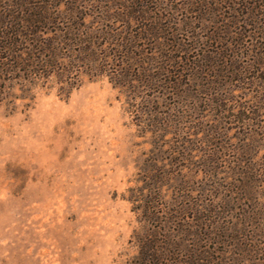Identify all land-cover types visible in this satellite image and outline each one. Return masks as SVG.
I'll use <instances>...</instances> for the list:
<instances>
[{
	"label": "rangeland",
	"instance_id": "374dc122",
	"mask_svg": "<svg viewBox=\"0 0 264 264\" xmlns=\"http://www.w3.org/2000/svg\"><path fill=\"white\" fill-rule=\"evenodd\" d=\"M193 24L203 36L216 26ZM234 48L184 65L181 106L154 100L173 121L184 116L170 121L161 153L106 77L68 97L34 89L12 111L0 103V264L124 263L139 226L126 190L146 167L183 175L167 195L208 189L204 201L223 207L213 228L246 233L258 223L248 215L264 224V40Z\"/></svg>",
	"mask_w": 264,
	"mask_h": 264
},
{
	"label": "trees",
	"instance_id": "16d2710c",
	"mask_svg": "<svg viewBox=\"0 0 264 264\" xmlns=\"http://www.w3.org/2000/svg\"><path fill=\"white\" fill-rule=\"evenodd\" d=\"M198 21L200 29L216 26L203 36ZM248 38L264 40V0H0V103L12 111L18 100L29 106L34 89L68 97L85 79L106 77L161 153L170 121L184 116L173 121L154 100L181 98L190 91L184 65L233 55ZM141 171L126 190L139 226L131 235L135 253L122 264H264L259 218L248 215L245 223H258L246 233L220 231L213 224L221 207L204 201L208 189L193 184L170 196L167 187L186 183L181 173Z\"/></svg>",
	"mask_w": 264,
	"mask_h": 264
}]
</instances>
